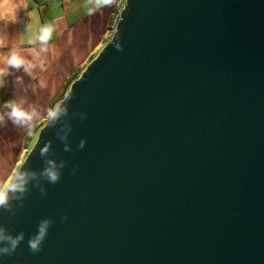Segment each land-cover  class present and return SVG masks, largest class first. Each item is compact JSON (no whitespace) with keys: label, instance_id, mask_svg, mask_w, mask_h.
Listing matches in <instances>:
<instances>
[{"label":"water","instance_id":"water-1","mask_svg":"<svg viewBox=\"0 0 264 264\" xmlns=\"http://www.w3.org/2000/svg\"><path fill=\"white\" fill-rule=\"evenodd\" d=\"M117 28L0 209V264H264V0H127Z\"/></svg>","mask_w":264,"mask_h":264},{"label":"crops","instance_id":"crops-1","mask_svg":"<svg viewBox=\"0 0 264 264\" xmlns=\"http://www.w3.org/2000/svg\"><path fill=\"white\" fill-rule=\"evenodd\" d=\"M124 1L127 0H117L114 6L97 10L89 16L84 7L86 0H30L27 8L21 6L18 10L16 23L0 21V68L7 72L3 87H0V115L4 116L0 124V188L7 190L12 184L17 165L34 147L40 131L48 122L49 112L60 106L77 80H73L75 76L82 71L81 76L105 48L110 37V22ZM29 13H35L36 19ZM46 23H52L56 32L48 44V51L40 52L39 43L31 45L26 41L39 25ZM13 48L37 65L31 75L23 68L16 70L5 66L3 57ZM32 49L39 53L38 58ZM41 62L44 70H41ZM9 101L33 112L32 121L23 126L14 125L7 116L10 109L5 107ZM40 125L42 127L36 133Z\"/></svg>","mask_w":264,"mask_h":264},{"label":"clouds","instance_id":"clouds-1","mask_svg":"<svg viewBox=\"0 0 264 264\" xmlns=\"http://www.w3.org/2000/svg\"><path fill=\"white\" fill-rule=\"evenodd\" d=\"M30 0H20L19 3H16V0H0V21H5L7 23H16L17 22V12L20 10L21 6L23 8H27ZM117 3V0H86L85 9L87 15L91 16L96 13L97 10H100L105 7H112ZM29 15L35 20L36 14L29 13ZM31 30V27H30ZM56 32V28L52 23H46L43 25H39L37 30L33 35H31L26 43L34 45L39 43L41 45L40 52L48 51V44L53 39L54 34ZM2 44V41H0ZM116 49L118 51H123V47L119 44L116 45ZM35 56L38 58L39 53L35 52V49H32ZM3 63L7 68H15L16 70H20L23 68L24 72L31 75L34 68L37 67L36 64L27 60L23 56H21L17 49L13 48L11 52L3 57ZM41 70H44L43 62L40 64ZM7 74L5 68H0V87H3L4 81L3 77ZM41 86L43 85V81H41ZM5 107L10 109L7 113L8 118L13 122L14 125L23 126L27 125L32 121L34 113L26 111L22 105L18 104L15 101H9L5 104ZM61 115H67V109L61 108L57 106L55 109L49 112L50 119L55 122L60 118ZM86 119L87 117H83ZM4 116L0 115V124L3 123ZM87 142L81 141L80 147L83 148ZM69 149L66 147L65 151ZM48 147H45L41 151V155H47ZM46 167L42 173V175L53 185L57 184L61 180V173L59 168H63L64 164H60L59 168L55 161L48 160L46 162ZM35 173H27L25 171H21L17 173L14 183L9 186L7 190L0 188V209H6L9 206L10 193H24L26 189V184L29 179H36ZM18 199H22V196H18ZM10 210V209H9ZM66 219V218H65ZM53 221L51 220H43L40 222L38 227L37 234L29 240V249L32 253H39L42 251V243L48 235L49 227ZM24 240V234L20 233L18 236H12L6 234L5 229L0 228V243H6V247H0V256L2 255H12L16 249L18 248L21 241Z\"/></svg>","mask_w":264,"mask_h":264},{"label":"built area","instance_id":"built-area-1","mask_svg":"<svg viewBox=\"0 0 264 264\" xmlns=\"http://www.w3.org/2000/svg\"><path fill=\"white\" fill-rule=\"evenodd\" d=\"M126 6H127V1L121 2L111 20V29H110L111 35L109 41H112L116 35V32H118L117 27L121 19V13L123 10L126 9Z\"/></svg>","mask_w":264,"mask_h":264},{"label":"rangeland","instance_id":"rangeland-1","mask_svg":"<svg viewBox=\"0 0 264 264\" xmlns=\"http://www.w3.org/2000/svg\"><path fill=\"white\" fill-rule=\"evenodd\" d=\"M114 14H115V13H114ZM113 16H114V15H113ZM109 27H110V29H111V22H110ZM110 29H109V32H110ZM110 35H111V32H110ZM109 39H110V37H109ZM110 42H111V41H108V43H110ZM108 43H107V44H108ZM107 44H106V45H107ZM90 64H91V63H90ZM68 92H69V91H68ZM68 92H67V93H68ZM64 98H65V97H64ZM63 100H64V99H63ZM63 100H62V101H63ZM50 120H51V119H50V117H49V118H48V121H50ZM41 127H42V125H40L39 128H38V127L36 128V130H37L36 133H38V131H39V129H41ZM26 155H27V154H25V156L21 159V161H20L19 164L17 165V167H16V169H15L16 171L13 173L14 175H16V174L19 172V170H21V167H22V165L24 164V162H25V160H26L25 158H27ZM10 179L12 180L13 177L10 178Z\"/></svg>","mask_w":264,"mask_h":264},{"label":"trees","instance_id":"trees-1","mask_svg":"<svg viewBox=\"0 0 264 264\" xmlns=\"http://www.w3.org/2000/svg\"><path fill=\"white\" fill-rule=\"evenodd\" d=\"M81 72H82V71H80V72L78 73V75H76L75 78H74L73 80L78 79V77L80 76ZM70 82H71V81H69V83H70ZM68 86H69V85H67V87H66L67 90H68ZM60 100H61V99H60ZM27 142H28V139H27L26 143H27Z\"/></svg>","mask_w":264,"mask_h":264}]
</instances>
